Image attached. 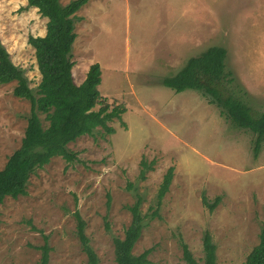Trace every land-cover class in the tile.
<instances>
[{"label":"rangeland","instance_id":"1","mask_svg":"<svg viewBox=\"0 0 264 264\" xmlns=\"http://www.w3.org/2000/svg\"><path fill=\"white\" fill-rule=\"evenodd\" d=\"M27 7L28 0H0V41L36 93L41 75L29 38L44 36L48 20ZM77 16L75 83L98 63L100 92L112 108L128 111L109 124L114 135L99 128L70 143L74 162L53 158L31 176L25 196L4 200L0 264H39L46 244L49 264H88L76 213L100 264H117L114 241L125 237L139 197L145 228L134 255L151 250L149 264H188L186 244L203 264L208 232L217 264H246L264 229V144L256 156L253 133L201 93H175L163 80L209 48L223 47L234 79L225 82L226 92L245 100L254 115L264 113V0H91ZM15 87L0 84V171L21 148L31 112ZM143 160L155 162L145 180ZM218 198L210 211L204 200Z\"/></svg>","mask_w":264,"mask_h":264},{"label":"trees","instance_id":"2","mask_svg":"<svg viewBox=\"0 0 264 264\" xmlns=\"http://www.w3.org/2000/svg\"><path fill=\"white\" fill-rule=\"evenodd\" d=\"M91 0H75L62 6L60 0H28L27 8H36L39 14L48 20L44 36L29 38V44L35 49V56L41 82L36 93L30 88L27 77L11 60V56L0 41V84L16 83L14 96L27 100L31 104L28 125L22 146L0 171V205L6 198L17 199L27 194L29 180L39 169H43L53 158H64L68 163L76 160L68 145L83 136H94L96 130L103 129L108 135H114L115 129L109 124L114 120L122 121V115L128 110L124 105L111 107L108 99L102 95L99 86L102 82L101 66L92 65L84 82L77 85L73 77V47L77 39V13ZM227 50L223 47H211L198 57L191 58L181 71L163 80V85L183 93L194 90L202 94L221 114L239 129L248 130L256 136L254 152L257 156L264 144V113L254 115L252 108L241 97L227 93L225 82L233 83L232 73L227 71ZM96 110V108H98ZM45 116V126L41 116ZM123 124V123H122ZM124 125V124H123ZM155 162H141V179H146L148 171L154 170ZM175 169L172 167L164 177L159 190L158 205L169 192ZM218 198L213 204L206 199L204 203L210 211L219 204ZM142 199L130 207L132 222L123 239H115L117 264H149L151 250L136 256L133 250L145 228V217L141 212ZM157 212L153 213V217ZM78 235L88 264H100L97 253L90 246L85 234V223L79 213ZM203 264H217L216 245L210 233L203 238ZM39 264H49L51 249L46 244L42 248ZM184 259L188 264H200L183 244ZM246 264H264V229L260 243L247 258Z\"/></svg>","mask_w":264,"mask_h":264}]
</instances>
